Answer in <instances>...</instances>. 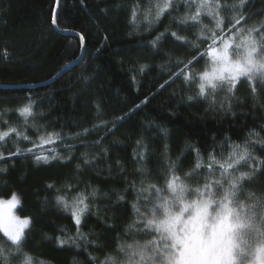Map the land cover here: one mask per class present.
<instances>
[{
	"label": "trees",
	"instance_id": "1",
	"mask_svg": "<svg viewBox=\"0 0 264 264\" xmlns=\"http://www.w3.org/2000/svg\"><path fill=\"white\" fill-rule=\"evenodd\" d=\"M134 2L137 0H84L87 7H83L81 0H62L59 28L86 34L84 54L78 60L82 49L78 36L57 32L51 25L55 0H0V113L4 109H15L26 104L31 97L36 102L34 112L37 116L35 121L29 118V124H48L49 131L75 136L84 129L107 122V128L97 129L86 138L65 140V144L76 146L72 153H61L74 157L70 163L37 165L31 157H15L0 163V168H9L8 172L0 173V197L6 199L13 192L17 193L21 199L18 213L36 218L29 234L32 244L26 250H31L45 264H73V260L87 264L83 244L79 249L57 248L54 238L61 235L58 229L67 228L69 234H74L75 228L69 214L55 205L54 197L63 193H57L55 189L47 190L46 184L52 183L56 188H61L71 183L78 190L86 192L99 189L96 199L91 201L98 206L94 211H98L100 218L114 227L106 228L93 215L87 219L82 231L91 233L89 238L93 244L101 246L100 249L88 247L86 251L103 261L106 256L115 254L117 244L122 242L116 238L125 237L124 228L134 218L131 204L136 202L135 195L134 192H125L126 188L132 184L140 187L141 182L144 185L163 186L168 156L175 161L189 143L211 144L214 136L217 141H223L225 135H230L232 141L240 142L249 131H256L264 138V132H259L260 126L264 125V92L252 97L246 81L239 85L236 99L231 101L235 117L212 108L210 102L189 103L186 98L196 94L195 86L189 90L182 83V78L157 93L159 85L168 79L167 73L179 70L176 61L191 58L188 55L190 48L166 39L158 46L160 54L157 55L151 47L141 45L166 29L198 43L196 36L200 29L192 27L182 30L174 26L172 18L184 15L185 8L163 17L151 33L146 30L147 25L136 29L129 23L130 13L124 7ZM138 2L146 11L149 0ZM156 2L151 0L152 4ZM224 2L232 3L235 0ZM105 8L108 9L106 14L101 12ZM261 8H264L262 0H250V11L246 14L252 15ZM261 19H264V15L253 16L244 27H251ZM203 24L214 27L209 19H204ZM105 36L108 37L107 43H104ZM5 49L9 53L7 59L3 57ZM205 63L206 59H201L193 70L202 71ZM141 64L148 65L143 74L132 71ZM65 65L68 67L58 79L49 84H40L55 76ZM133 76L136 78L135 84L131 82ZM27 84L40 85L18 86ZM153 93L157 94L153 96ZM146 96L149 99L146 106L128 115L103 140L101 147L93 146L121 116L130 113L134 105ZM216 98L223 100L224 93L221 92ZM97 104L100 105L99 112ZM41 113L43 118L40 117ZM0 120L24 130L23 118L18 113L2 114ZM152 121L166 127L170 139L166 140L155 127H142V124ZM28 135L34 136V132L29 129ZM137 141L149 146L145 162H133L134 152L141 151L137 148ZM166 143L170 148L168 156L164 155ZM17 146L23 149L29 145L23 142L17 144L13 137L7 143H0V151L5 154L14 152ZM103 148L108 149L107 157L99 155ZM85 155L88 158L99 155V158L91 166L78 171L76 165L82 163ZM217 155L219 157V151ZM254 155L264 157L259 145ZM117 161L121 165L119 168ZM193 161V155H188L178 174L183 177L184 173L189 172ZM12 163L15 167H10ZM139 169H143V172ZM85 182L90 185L87 189ZM186 182L195 187L197 182L203 183V180L193 178ZM247 192L264 194V176H257L253 183L247 184ZM117 195L125 196L127 207H115ZM45 197L52 199V203L43 204ZM45 235L53 239H45Z\"/></svg>",
	"mask_w": 264,
	"mask_h": 264
},
{
	"label": "snow or ice",
	"instance_id": "2",
	"mask_svg": "<svg viewBox=\"0 0 264 264\" xmlns=\"http://www.w3.org/2000/svg\"><path fill=\"white\" fill-rule=\"evenodd\" d=\"M61 6L62 0H55V7L51 11V25L58 31H64L58 26V9ZM81 6L87 7L84 0H81ZM124 7L130 13L129 23L136 29L147 25L146 30L149 33L161 23L163 17L179 8H185L186 11L184 15L172 18L174 26L182 30L192 27L200 29L196 36L198 43L179 36L176 31L166 29L141 45L151 47L157 55L160 54L158 46L166 39H172L181 47L190 48L188 55L191 58L176 61L179 70L167 73L168 79L159 85L157 93L182 78V83L189 90L195 86L196 94L186 98L189 103L210 102L212 108L235 117L231 101L236 99V91L242 82L248 83L252 97L264 92V19L251 27H244L253 16L264 15V8L247 15L250 11V0H235L232 3L224 0H157L155 4L149 0L146 11L137 0ZM101 12L106 14L108 9H101ZM204 19H209L214 27L204 25ZM73 34L78 36L83 49L86 34ZM107 41L108 37L105 36L104 43ZM204 45L206 47H202ZM3 57H9L6 49ZM201 59H206L204 69L193 70L194 65ZM64 67L67 68L68 65ZM147 68L148 65L141 64L132 71L143 74ZM131 82L135 84V76L131 78ZM221 92L224 93V99L218 100L216 97ZM148 102L146 96L135 104L130 113L121 116L93 146L101 147L103 140L128 115L139 111ZM35 106L36 102L29 97L26 104L15 109H4L0 113H18L23 118L24 127L21 131L19 126H9L8 121L0 120V143H7L15 137L17 144L23 142L29 145L23 149L17 146L14 152L7 154L0 151V163L15 157H31L37 165L70 163L74 157L63 156L61 153H72L76 146L65 144V140L86 138L97 129L107 128V122H104L91 129H84L75 136L49 131L48 124H29V118L36 120ZM96 108L99 112L100 105L97 104ZM40 117L43 118V113ZM142 127H155L166 140L170 139L169 130L155 121L142 124ZM29 129L34 132V136L28 135ZM259 132H264V125L260 126ZM257 145L259 150L264 151V138L256 131L247 132L240 142L232 141L230 135H225L223 141H217L214 136L211 144L189 143L186 150L172 161L168 156L170 148L166 143L164 155L168 156V161L164 185H144L141 182L140 187L132 184L124 190L134 192L136 202L131 204L134 218L124 228L125 237L116 238L122 242L117 244L115 254L106 256L103 261L86 251L88 247L95 246L100 249L101 246L93 244L89 238L91 233L82 231L87 219L93 215L106 228L114 227L101 219L98 211H94L98 206H94L91 201L96 199L99 189L86 192L78 190L71 183L61 188H56L52 183L46 184L47 190L55 189L57 193H63L54 197L55 205L69 214L75 228L74 234H69L67 228L58 229L61 235L54 238L57 248L79 249L83 244L87 264H264V194L245 193L247 184L253 183L257 176H264V157L254 155ZM137 148L141 151L134 152L133 162H145L149 146L137 141ZM99 155L107 157L108 149L103 148ZM99 155L92 158L85 155L82 163L76 165L77 170L91 166ZM188 155L194 157L193 167L182 177L178 173L182 171ZM116 166L121 167L119 161ZM10 167H15V164L12 163ZM242 168L247 170L241 171ZM8 171V167L0 168V173ZM138 171L143 172V169ZM193 178L197 181L203 180V183L197 182L192 187L186 181ZM88 187L90 185L85 182V189ZM42 203L48 205L52 203V199L45 197ZM18 205H21V199L15 192L7 199L0 197V264H45L31 250H26L32 244L29 234L35 226L36 218L16 215L14 210ZM121 206L127 207V201L125 196L117 195L115 207ZM44 238L53 239L47 235ZM73 264L79 262L73 260Z\"/></svg>",
	"mask_w": 264,
	"mask_h": 264
},
{
	"label": "water",
	"instance_id": "3",
	"mask_svg": "<svg viewBox=\"0 0 264 264\" xmlns=\"http://www.w3.org/2000/svg\"><path fill=\"white\" fill-rule=\"evenodd\" d=\"M59 11V9H58ZM54 28V27H53ZM57 32H60V33H70V34H73V33H78V32H74V31H69V30H64V31H58L56 28H54ZM74 35V34H73ZM77 36V35H76ZM84 54V48L81 49V54L79 56V59L83 56ZM78 59V60H79ZM66 68H63L60 72H58L55 76H53L52 78L40 83V84H49V83H52L54 82L56 79H58L64 72H65ZM59 74V75H58ZM40 84H27V85H18V86H36V85H40Z\"/></svg>",
	"mask_w": 264,
	"mask_h": 264
},
{
	"label": "rangeland",
	"instance_id": "4",
	"mask_svg": "<svg viewBox=\"0 0 264 264\" xmlns=\"http://www.w3.org/2000/svg\"><path fill=\"white\" fill-rule=\"evenodd\" d=\"M17 195H18V194H17ZM18 196H19V195H18ZM19 197H20V196H19ZM6 199H7V198H6ZM18 207H19V205L16 207V209H15L14 211H15V214H16V215L21 216V215L18 213V210H17ZM21 217H24V216H21Z\"/></svg>",
	"mask_w": 264,
	"mask_h": 264
}]
</instances>
